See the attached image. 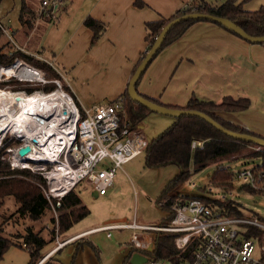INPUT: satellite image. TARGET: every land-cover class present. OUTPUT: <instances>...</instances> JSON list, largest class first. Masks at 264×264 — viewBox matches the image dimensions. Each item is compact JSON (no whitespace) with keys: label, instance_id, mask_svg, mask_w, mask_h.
Segmentation results:
<instances>
[{"label":"crops","instance_id":"0c3cea01","mask_svg":"<svg viewBox=\"0 0 264 264\" xmlns=\"http://www.w3.org/2000/svg\"><path fill=\"white\" fill-rule=\"evenodd\" d=\"M141 1L142 7L135 6L134 0H64L57 19L40 16L34 20L25 49L35 37L32 49L37 48L43 60L59 68L80 107L113 100L124 93L147 50L146 23L174 15L189 0ZM261 6L264 0L243 4L249 11ZM89 16L106 26L93 45V31L84 25ZM49 34L54 36L49 38ZM64 35L65 43L60 45ZM137 89L178 107H184L192 96L216 103L226 96L247 97L248 108L217 114L264 137V42L250 43L213 22L191 24L164 47L142 74Z\"/></svg>","mask_w":264,"mask_h":264},{"label":"built area","instance_id":"2783aa9c","mask_svg":"<svg viewBox=\"0 0 264 264\" xmlns=\"http://www.w3.org/2000/svg\"><path fill=\"white\" fill-rule=\"evenodd\" d=\"M63 1L41 0L40 12L46 18L55 20L63 7ZM193 2L194 0H189L183 9L195 10L196 3ZM0 28L8 39L13 38L9 28L1 20ZM20 49L23 50L21 47ZM21 61L23 62L22 59ZM48 63L60 74L59 78L51 80L56 88L47 93L39 90L36 92L40 97L53 101L54 93L60 91L62 106L58 113L66 112V122L60 123L56 138L49 134L48 137L51 138L42 147L46 158L41 160L31 157L30 154L35 151L34 144L16 138L21 143L17 148L9 149L12 152L9 163L12 169L19 165L26 168L29 162L42 164L38 170L47 180L48 191L44 195L51 206L55 207L54 200L59 205L63 196L75 191L85 181L91 184L97 196L105 195L114 183L116 172L122 170L128 161L145 152L148 140L142 134L140 126L132 128L126 120L123 96L99 102L91 108H82L63 87V81H66L63 74L51 62ZM29 65L35 67L27 63L25 69H29ZM41 77L38 82H46L43 74ZM40 116L39 119H45ZM54 118L55 122H52ZM57 121V117L51 116L46 123L57 125ZM7 132L13 135L12 132H4L0 137V145ZM24 146H29L30 151L21 156L19 149ZM203 147V140H193L191 143L192 150ZM16 160L19 164H16ZM233 175L245 178L246 184L254 193L264 195V168L261 160L233 172ZM160 205L165 206V202H160ZM168 208L172 218L167 223L142 224L134 216L131 221L105 226L107 236H111V230L129 229L132 231L130 242L136 248L151 250L156 232L174 234L172 239L176 255L172 258L147 256L146 262L141 264H264V216L258 212L248 210V214H226L220 207L209 206L197 196L180 195L172 200ZM146 230L153 231V234ZM66 242L67 240L56 239L55 250ZM23 246L26 247V244L23 243Z\"/></svg>","mask_w":264,"mask_h":264},{"label":"trees","instance_id":"16d2710c","mask_svg":"<svg viewBox=\"0 0 264 264\" xmlns=\"http://www.w3.org/2000/svg\"><path fill=\"white\" fill-rule=\"evenodd\" d=\"M248 1L250 0H221L219 3H210L207 0H198L195 10L191 8L182 9L178 10L170 17H162L158 20L147 22V50L154 43L155 38L159 35L162 28L170 20L183 14L196 11L227 18L240 26L251 36H264V6H261L257 10L253 11L245 10L243 8V4ZM134 5L142 7L144 6V2L141 0H134ZM37 13V9L31 8L26 0H21V7L18 15L20 29L18 31H22L25 37L28 36L30 31L33 29L35 23L34 20L37 17H42V13H40L39 16ZM197 21L213 22L204 19H188L180 22L172 27V29L168 32L159 52L164 47L179 38L191 24ZM213 23L240 37L238 34L232 32L223 25L216 22ZM84 25L93 31L91 39L92 45L99 39L106 28L103 22L90 16L84 20ZM3 37H6V35L0 28V66H11L16 58H20L35 67L42 68L48 74L54 76V78H59L60 74L56 70H53L50 64H48L45 60L44 62L43 60H40L39 58H36L32 54L24 52L21 49H14L12 51L8 48L6 50L9 42H1ZM146 51L142 52L134 71L142 61ZM137 85L138 82L136 84L137 92L144 98L154 103L172 108L198 110L208 114L211 118L227 129L262 137L248 131L245 128L224 120L217 114V111H240L248 108L251 101L247 97L234 99L230 96H226L221 102L216 103L211 100H204L196 96H192L184 107H178L163 104L154 98L140 93L137 89ZM53 89L54 85L47 86L45 91L48 92ZM65 89L72 94L67 85H65ZM28 91H32V89L28 88ZM121 96H123L125 100L126 120L130 122L132 128L139 127L140 123L151 113V111L142 105L133 102L128 95L127 88ZM193 140H203L204 147L192 150L191 143ZM8 145H10V141H6L4 146L0 148V157L5 155V148ZM247 157L259 158L261 160V166L264 168L263 147L230 138L196 116H181L180 118H174V121L170 126L148 141V145L145 150L146 166L160 167L168 164H174L179 168V173L168 183L165 189H163L162 194L157 200L158 205L162 200H165V206L161 205V207L163 206V208L168 210L166 216L163 217L159 223H167L172 218V213L169 212L168 205L178 196V194H170V196H168L173 188L189 181L193 173L202 171L213 161L223 158H228L232 161L240 158L246 159ZM191 161H193V172L189 169ZM233 177L234 175L232 172L228 171L222 165H218L216 171L211 177V180L215 183L226 185L227 189H230L229 183ZM39 184L44 186L46 185V180L39 174L33 173L28 168L12 169L8 162L4 163L0 160V201L3 202V198L6 196H13L16 203L19 204L15 212L19 216H26L28 219L36 221L44 217L46 212L51 209L52 206L49 200L41 192ZM241 187L245 190L254 192L247 184H242ZM166 196H168V198H165ZM197 197L201 198L209 206L220 207L226 214H243L242 205L232 200L221 201L220 199H213L198 195ZM54 206L60 213L58 220L62 232L68 231L73 224L83 219L90 213V210L82 203L80 196L75 191H71L63 196L59 205H57L54 200ZM52 221H54V219H52ZM4 222L5 221L2 223L0 222V261L8 247L15 245L17 247L26 248L30 256L29 264H34L38 258L41 257L43 248L55 239L53 234L52 237L48 239L42 235L41 231H35L32 227H29L26 229L24 234L17 235V238H21L23 241L14 243V241L10 238L2 235V225H4ZM173 235L174 234L171 232H156L153 236L151 250L136 248L134 244L131 243L129 245L130 249L126 255L124 264H132L131 257L133 253L136 252H140L146 257L155 256L157 258H172L177 254L173 244ZM23 243L26 244V247L23 246ZM48 258L49 260L45 262L46 264H63L54 256H50Z\"/></svg>","mask_w":264,"mask_h":264},{"label":"rangeland","instance_id":"374dc122","mask_svg":"<svg viewBox=\"0 0 264 264\" xmlns=\"http://www.w3.org/2000/svg\"><path fill=\"white\" fill-rule=\"evenodd\" d=\"M26 1L31 8L37 9L38 15L41 13V0ZM207 1L210 3L221 2V0ZM197 2L198 0H194L193 3ZM20 7L21 0H0V20L9 28L13 37L12 39L10 37L8 39L7 36L3 37L1 42H9L6 50L10 48L13 51L21 47L24 52L43 60L44 58L39 55V50L37 48L32 49L31 47L33 46L31 41H34L35 37L27 44L28 51L25 49V41L28 37L26 36L25 38L22 31H18L20 29L18 28L20 24L18 20ZM41 15L43 18H46L44 14ZM53 36L49 34L48 37ZM65 36L60 37V45L65 43ZM20 61V58H16L11 66H0V91L21 92L23 90L26 93H32L39 90L47 93L45 91L47 86L54 85V89L56 88V84L51 81L55 79L54 76L39 67L36 68L44 75L46 82H38V78L34 79L35 81L26 80L24 76L27 73L24 69L27 62L23 61L24 64L22 61L20 63ZM15 62H19L18 67L13 69L12 67ZM55 67L58 68L57 66ZM51 68L55 70L52 66ZM13 74L18 75L15 76ZM22 77L25 79H22ZM65 83L66 81H63V87L66 85ZM28 88H31L32 91H28ZM1 113L0 106V118ZM173 121V117L151 112L142 121L140 129L146 140L150 141L170 126ZM2 135L3 129L0 128V137ZM6 141H10V145L5 148L6 153L0 157V160L4 163H9L12 155L9 149L17 148L21 140L16 139V137L7 132L0 148L4 146ZM259 160V158L253 159L247 157L246 159L240 158L232 161L228 158L213 161L202 171L193 173L189 181L173 188L168 196L170 194H178L182 197L198 195L220 199L221 201L232 200L242 205L244 213L248 214V210H251L264 216V195L245 190L241 187L242 184H246L245 178L240 176L233 177L229 183L230 189H227L226 185L218 184L211 180L218 165H222L228 171L236 173L245 167L252 166ZM41 167L42 164L40 163L29 162L26 168L43 177L41 171L38 170ZM16 168L22 167L19 165ZM189 169L193 172V161H191ZM178 173L179 168L174 164L160 167L146 166L145 152H143L124 164L122 170L116 172L113 186L109 188L105 195L96 196L91 184L85 181L77 186L75 192L80 196L82 203L87 206L90 213L73 224L66 232L61 231L59 220L57 221L60 213L56 210V207L52 206L44 217L34 221L28 219L26 216L16 214L15 212L19 204L16 203L13 196H6L3 198V202L0 201V215L2 216H0V222L5 221L4 225H2V235L17 243L23 241V239L17 238V235L24 234L29 227H32L35 231H41L42 235L48 239L53 234L55 237L54 241L43 248V255L34 264H46L45 262L49 258H45V256L57 247L56 239L59 241L67 240V242L59 250L51 252L50 256H54L63 264H124L126 255L130 249V235L132 231L129 229H115L110 231L111 236H107L108 230H106L105 226L112 223L131 221L134 216L142 224L152 225L159 223L166 216L168 210L163 208V206L161 207L160 204L158 205L157 200L162 194L163 189ZM39 186L43 194L48 191L47 180L45 186L40 184ZM168 196L165 198H168ZM51 201L53 202V197H51ZM162 201L165 202V200ZM146 231L153 234L151 230ZM258 255L259 253L256 256ZM29 261L30 256L26 248L11 245L5 251L0 264H29Z\"/></svg>","mask_w":264,"mask_h":264},{"label":"bare ground","instance_id":"6f19581e","mask_svg":"<svg viewBox=\"0 0 264 264\" xmlns=\"http://www.w3.org/2000/svg\"><path fill=\"white\" fill-rule=\"evenodd\" d=\"M17 67L18 63H15L12 68ZM27 68L29 69H24L27 73L24 76L26 80L41 78V72L36 67L29 65ZM13 75L16 76L18 74ZM59 92L54 93L53 101H48L40 97L36 91L32 93H25L23 90L21 92L0 91V106L2 110L0 128L3 129V133L11 131L16 138H22L24 141L34 144L35 151L30 154L31 157L40 158L41 160L46 158L45 150L43 151L42 147L51 138L48 137L49 134H53L52 136L56 138L60 123L66 122L64 114L66 112L58 113L62 106L60 102L62 98L60 99ZM39 116L45 117V119L41 120ZM51 116L57 117L58 120L57 125L52 124L54 127L46 123ZM52 122H55V118ZM33 160L36 161L37 159ZM18 162L16 160V164H19Z\"/></svg>","mask_w":264,"mask_h":264},{"label":"water","instance_id":"95a60500","mask_svg":"<svg viewBox=\"0 0 264 264\" xmlns=\"http://www.w3.org/2000/svg\"><path fill=\"white\" fill-rule=\"evenodd\" d=\"M188 19H194V20H210L216 23H219L223 25L224 27L228 28L232 32L238 34L243 39L252 42V43H260L264 42V36H251L248 33H246L240 26L232 22L231 20L220 17V16H214L208 13L203 12H189L186 14H183L181 16H178L172 20H170L160 31L159 35L155 38L154 43L151 45V47L146 51L145 56L143 57L140 64L137 66L136 70L134 71L132 77L129 80L127 91L130 99L142 105L143 107L149 109L151 112L158 113L161 115L170 116L173 118H180L181 116H196L207 122L208 124L212 125L214 128H216L218 131L223 133L224 135L233 138L237 141L242 142H248L255 144L257 146L264 148V138L258 137L251 134L246 133H240L236 131H232L230 129L225 128L223 125L215 121L213 118H211L208 114L193 110V109H181V108H172V107H166L157 103H154L143 96H141L137 90H136V84L148 65L151 63V61L154 59L156 54L159 52L162 43L168 34V32L174 27L175 25L179 24L180 22ZM30 151L29 146H24L19 149V154L21 156H24ZM147 258L146 256H143L139 253H133L131 257V263L132 264H141L146 262Z\"/></svg>","mask_w":264,"mask_h":264}]
</instances>
